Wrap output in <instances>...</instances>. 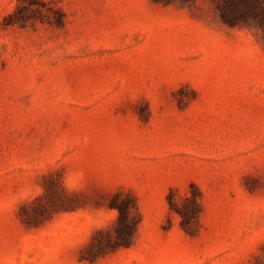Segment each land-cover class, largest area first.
<instances>
[{
	"label": "rangeland",
	"instance_id": "1",
	"mask_svg": "<svg viewBox=\"0 0 264 264\" xmlns=\"http://www.w3.org/2000/svg\"><path fill=\"white\" fill-rule=\"evenodd\" d=\"M231 1L0 0V264H264V30Z\"/></svg>",
	"mask_w": 264,
	"mask_h": 264
},
{
	"label": "trees",
	"instance_id": "2",
	"mask_svg": "<svg viewBox=\"0 0 264 264\" xmlns=\"http://www.w3.org/2000/svg\"><path fill=\"white\" fill-rule=\"evenodd\" d=\"M223 20L230 26H256L264 30V0H232L229 10L222 12ZM192 195L186 196L184 203L179 204L176 195L171 193L168 197L170 209L181 217V226L187 234L194 236L197 233V224L202 213L201 194L193 186ZM116 197H119L116 195ZM115 197V198H116ZM119 212L114 225L115 236L109 234V243L113 250L121 247H130L135 239L140 216L133 215L130 204L113 202L110 206ZM103 232V231H102ZM105 234V233H104Z\"/></svg>",
	"mask_w": 264,
	"mask_h": 264
}]
</instances>
